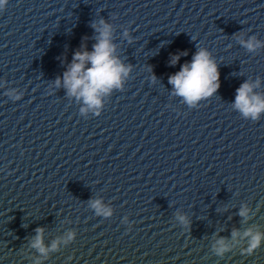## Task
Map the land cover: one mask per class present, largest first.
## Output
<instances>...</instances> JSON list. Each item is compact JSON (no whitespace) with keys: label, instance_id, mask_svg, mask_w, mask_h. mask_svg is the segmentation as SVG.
<instances>
[{"label":"water","instance_id":"obj_1","mask_svg":"<svg viewBox=\"0 0 264 264\" xmlns=\"http://www.w3.org/2000/svg\"><path fill=\"white\" fill-rule=\"evenodd\" d=\"M100 19L132 67L122 89L82 113V99L55 80L82 45L92 50ZM241 33L264 41V0H9L0 11V264H264V242L241 254L246 229L264 232V113L253 121L233 108L245 81L259 78L254 91L264 94V48L247 51ZM199 47L215 58L220 88L189 106L168 78ZM93 200L112 215H97ZM37 228L45 246L60 239L58 250L30 247ZM69 232L76 238L64 243ZM219 237L231 248L223 256L213 251Z\"/></svg>","mask_w":264,"mask_h":264},{"label":"clouds","instance_id":"obj_2","mask_svg":"<svg viewBox=\"0 0 264 264\" xmlns=\"http://www.w3.org/2000/svg\"><path fill=\"white\" fill-rule=\"evenodd\" d=\"M9 0H0V11H4ZM92 27L98 33L96 43L92 45V50L88 51L86 45H82L80 51H76L72 56L71 64L63 73L62 78L57 77L55 86H63L67 95L82 99L85 108L84 113L89 109H99L102 106V97L111 93L114 89H122L125 78L131 71V65H125L120 58L115 55L116 45L112 42V25L104 19L93 23ZM127 35V33H125ZM240 34L239 43L247 51L253 52L264 48V41L257 39L255 35L248 39H243ZM182 53L171 58L170 64L175 65L180 60ZM168 83L173 86L175 95L182 97L189 106H194L197 102L211 97L220 88L219 66L211 52L204 47H199L192 56L190 62L180 66V70L169 76ZM260 87V79L255 81H245L236 90L233 108L238 110L246 119L258 121L264 113V94L254 90ZM19 99V97H15ZM99 116L100 113L96 112ZM91 206L97 215L110 217L112 210L105 207L101 200L91 201ZM249 208L242 206L239 216L246 221L249 218ZM178 220L182 225H189L186 216L178 215ZM35 237L30 242V247L36 249L41 256H47L49 251L58 250L60 239L54 240L50 246H45L43 236L44 229L37 228ZM240 237V232L236 229L232 231L231 239L236 241ZM76 238L75 232H69L64 238V243L73 241ZM243 238L247 239V245L242 249V255H252L264 242V232L253 231L248 228L243 233ZM213 251L218 256H223L231 251L227 238L219 237L213 245ZM39 264V261H37Z\"/></svg>","mask_w":264,"mask_h":264}]
</instances>
